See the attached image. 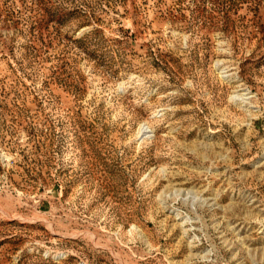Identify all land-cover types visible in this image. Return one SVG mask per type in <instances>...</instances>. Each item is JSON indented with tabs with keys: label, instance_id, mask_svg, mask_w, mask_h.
Wrapping results in <instances>:
<instances>
[{
	"label": "rangeland",
	"instance_id": "rangeland-1",
	"mask_svg": "<svg viewBox=\"0 0 264 264\" xmlns=\"http://www.w3.org/2000/svg\"><path fill=\"white\" fill-rule=\"evenodd\" d=\"M0 264H264V0H0Z\"/></svg>",
	"mask_w": 264,
	"mask_h": 264
}]
</instances>
